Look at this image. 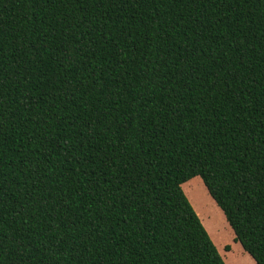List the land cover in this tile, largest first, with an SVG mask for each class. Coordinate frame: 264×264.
I'll list each match as a JSON object with an SVG mask.
<instances>
[{"label":"trees","instance_id":"1","mask_svg":"<svg viewBox=\"0 0 264 264\" xmlns=\"http://www.w3.org/2000/svg\"><path fill=\"white\" fill-rule=\"evenodd\" d=\"M195 176L264 264V0H0V264H226Z\"/></svg>","mask_w":264,"mask_h":264},{"label":"rangeland","instance_id":"2","mask_svg":"<svg viewBox=\"0 0 264 264\" xmlns=\"http://www.w3.org/2000/svg\"><path fill=\"white\" fill-rule=\"evenodd\" d=\"M182 189L226 264H256L234 239L222 210L209 195L203 181L195 176L182 183ZM229 245L228 250L225 246Z\"/></svg>","mask_w":264,"mask_h":264}]
</instances>
